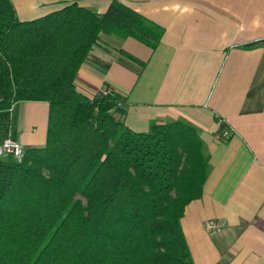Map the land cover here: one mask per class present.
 Wrapping results in <instances>:
<instances>
[{
	"label": "trees",
	"instance_id": "1",
	"mask_svg": "<svg viewBox=\"0 0 264 264\" xmlns=\"http://www.w3.org/2000/svg\"><path fill=\"white\" fill-rule=\"evenodd\" d=\"M164 32L118 1L21 21L0 0V114L49 105L45 145L0 158V264H194L181 220L211 173L201 130L178 120L133 132L120 95L89 98L76 84L103 36L155 50Z\"/></svg>",
	"mask_w": 264,
	"mask_h": 264
},
{
	"label": "crops",
	"instance_id": "2",
	"mask_svg": "<svg viewBox=\"0 0 264 264\" xmlns=\"http://www.w3.org/2000/svg\"><path fill=\"white\" fill-rule=\"evenodd\" d=\"M11 1L21 21L73 2L104 14L118 1L164 29L155 50L103 36L79 70L77 88L89 98L114 90L126 104L125 126L136 133L178 120L199 128L211 173L181 220L193 262L264 264V0ZM16 108L6 135L26 150L42 148L49 105ZM221 120L234 130L227 141L217 138ZM211 220L222 233L205 230Z\"/></svg>",
	"mask_w": 264,
	"mask_h": 264
},
{
	"label": "built area",
	"instance_id": "3",
	"mask_svg": "<svg viewBox=\"0 0 264 264\" xmlns=\"http://www.w3.org/2000/svg\"><path fill=\"white\" fill-rule=\"evenodd\" d=\"M104 94L108 92L106 90L103 91ZM221 130L217 136V138L221 141H227L233 135V128L227 126L224 120L220 121ZM26 155V149L21 143L11 137V135H7L0 143V158L12 157L17 162H22ZM205 230L210 234H220L223 232V228L218 221H207L204 224Z\"/></svg>",
	"mask_w": 264,
	"mask_h": 264
},
{
	"label": "rangeland",
	"instance_id": "4",
	"mask_svg": "<svg viewBox=\"0 0 264 264\" xmlns=\"http://www.w3.org/2000/svg\"><path fill=\"white\" fill-rule=\"evenodd\" d=\"M17 113L18 112H17V108H16V109L12 110V112L10 111V112H6V113L2 114V117H6L5 120L9 119V123H8L9 128H10V120H11L10 116H12V118L16 120L17 119ZM1 139L3 140V138H1ZM1 139H0V143L2 141Z\"/></svg>",
	"mask_w": 264,
	"mask_h": 264
}]
</instances>
